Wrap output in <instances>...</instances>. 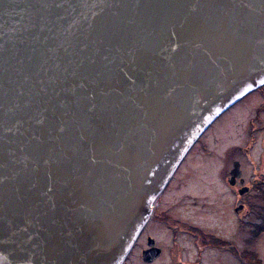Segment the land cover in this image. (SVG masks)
Instances as JSON below:
<instances>
[{"label":"water","instance_id":"1","mask_svg":"<svg viewBox=\"0 0 264 264\" xmlns=\"http://www.w3.org/2000/svg\"><path fill=\"white\" fill-rule=\"evenodd\" d=\"M263 85L264 0H0V264H123Z\"/></svg>","mask_w":264,"mask_h":264},{"label":"rangeland","instance_id":"2","mask_svg":"<svg viewBox=\"0 0 264 264\" xmlns=\"http://www.w3.org/2000/svg\"><path fill=\"white\" fill-rule=\"evenodd\" d=\"M238 102L206 128L181 161L171 184L162 191L166 190L159 203L165 202L156 214H161L160 219H149L138 240L139 248L131 249L125 264H264V176L258 177L261 182L244 197L248 211L244 221L243 212L234 214L230 210L233 196L223 178L225 170L227 173L230 169L231 174L234 163H242L243 158L247 178L251 171L258 175L264 170V85ZM238 147H247L248 152L243 154ZM233 159L236 162L232 165ZM186 224L199 228L194 231ZM172 225L178 226L177 230L182 228L178 234L173 232L175 242L182 248L180 255L171 238ZM208 232L229 240V246L217 241L216 236L206 235ZM147 235L152 237V246L144 250L150 257L144 260L140 249L146 245ZM154 239L163 248L162 253L160 248L150 251ZM157 249L158 255L151 257Z\"/></svg>","mask_w":264,"mask_h":264},{"label":"flooded vegetation","instance_id":"3","mask_svg":"<svg viewBox=\"0 0 264 264\" xmlns=\"http://www.w3.org/2000/svg\"><path fill=\"white\" fill-rule=\"evenodd\" d=\"M260 89V88H259ZM257 91V90H256ZM242 99V98H241ZM238 101H240V100H238ZM236 102V103H239V102ZM235 104V103H234ZM231 107V106H230ZM229 107V108H230ZM221 115V114H220ZM220 115L218 116V117H220ZM217 117V118H218ZM216 118V119H217ZM216 119L210 124V126L211 125H213V123L216 121ZM209 126V127H210ZM252 129H254L253 127H252ZM201 137V136H200ZM200 139V138H199ZM199 139L196 141V143L192 146V148H194L195 147V145L198 143V141H199ZM191 148V149H192ZM191 149L189 150V152L191 151ZM238 149V151L239 152H243V154H245V153H247L248 152V149H247V147H238L237 148ZM236 149V150H237ZM189 152L186 154V156L187 155H189ZM186 156L184 157V159L182 160V162H184V160H185V158H186ZM236 159H233L232 161H231V164L233 165V163L234 162H236L235 161ZM243 160H244V158H243ZM242 160V163L239 161L238 163H239V169H240V175L239 176H235V175H230V169H229V171L226 173V170H225V173H224V175H223V178H224V183H225V186H227V188H228V190H229V192H231V194H232V196H233V202H232V206H231V208H230V210L235 214V213H238V214H240V211H241V213L243 212V216L241 217L242 218V220L244 221V216H245V214H247L248 213V211H247V208H246V200L244 199V197L246 196V194L247 193H249L250 192V190H252V188H254V186L255 185H257L259 182H261L260 180L261 179H258V177H260L261 175L262 176H264V170L263 169H261V172L257 175V173H254L253 171H251V173L250 174H248V176L249 177H252L251 178V180H249L250 178L248 177L247 178V172H246V170H245V167H244V161ZM182 162L180 163V165L177 167V169H176V171H175V173L173 174V176H172V178H171V180H170V182L168 183V185L166 186V190H167V188H168V186L171 184V182H172V180L174 179V176L176 175V173L178 172V168L181 166V164H182ZM231 169H232V167H231ZM257 169L258 170H260V168L257 166ZM165 190V191H166ZM165 191L162 193V195H160L158 198H157V200L155 201V203H154V206H153V211H152V214H151V217H150V220H151V218L152 217H158L159 219H160V216H161V214H159L158 216L156 215V214H158V212H157V210H159L158 208L161 206V205H163L164 204V202H165V200H164V202L162 203V204H160L159 202H160V200H161V198H162V196H163V194L165 193ZM163 200V199H162ZM237 201H239V203L237 202ZM236 203H238V204H236ZM170 211V210H169ZM172 212V211H171ZM171 212H170V214H171ZM172 214H174L173 212H172ZM170 216V215H169ZM170 218L172 219V217L170 216ZM241 218H238V223H240L241 222ZM149 220V221H150ZM176 220V219H175ZM148 221V222H149ZM176 221H179V220H176ZM147 222V223H148ZM162 224H164L163 222H161ZM179 223L180 224H183L181 221H179ZM147 225V224H146ZM146 225H145V227H146ZM186 226L189 228V229H192V230H194V229H197V228H199V226L197 227V226H195L194 227V225H191V224H186ZM145 227L143 228V230L141 231V233L139 234V236H138V238H137V240H136V242L134 243V245H133V247H132V250H135V249H138L139 248V244H138V240L140 239V238H142V236H143V231L145 230ZM176 228H179L178 226H174V225H172V226H170V232H171V234H172V236H171V238H173L172 240L174 241V243H175V251L177 250V255L179 254L180 255V253H181V250H182V248L180 247V245L179 244H177L176 242H175V240H176V238H177V234H178V232H181L180 230L182 229H180V230H177ZM198 230V229H197ZM177 232V234L176 235H174V236H176V237H173V232ZM195 231V230H194ZM192 233V232H191ZM206 235H209L211 238H215V234L214 233H210V232H208ZM150 235H147V237H146V245L145 246H143L140 250H141V253L144 251V250H148V248L149 247H151L152 245H150ZM218 236H216V238H217ZM152 238V237H151ZM206 240V239H205ZM217 241H220V242H226V245H228L229 246V240H227V239H224V238H217ZM142 244H144V242L142 243ZM159 244H158V242H156V240L154 239L153 240V247H152V249H151V251L152 252H154L155 251V249L154 248H160L161 249V253H162V250H163V248H161V247H159L158 246ZM215 249H217V250H219L218 248H215ZM131 250V251H132ZM161 255V254H160ZM197 257H198V251H197V253H196V257H195V259H197ZM127 260V259H126ZM126 260H125V262H126ZM125 262L123 263V264H125ZM198 264V263H197Z\"/></svg>","mask_w":264,"mask_h":264},{"label":"trees","instance_id":"4","mask_svg":"<svg viewBox=\"0 0 264 264\" xmlns=\"http://www.w3.org/2000/svg\"><path fill=\"white\" fill-rule=\"evenodd\" d=\"M263 228H264V227H263ZM259 231H260V230H259ZM222 243H223V244H224V243L226 244V242H223V241H222Z\"/></svg>","mask_w":264,"mask_h":264}]
</instances>
